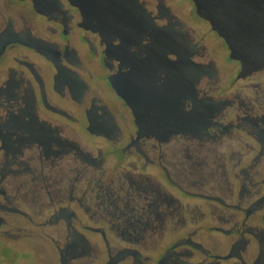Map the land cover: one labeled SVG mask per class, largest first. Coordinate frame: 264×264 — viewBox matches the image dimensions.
Here are the masks:
<instances>
[{
    "label": "flooded vegetation",
    "instance_id": "obj_1",
    "mask_svg": "<svg viewBox=\"0 0 264 264\" xmlns=\"http://www.w3.org/2000/svg\"><path fill=\"white\" fill-rule=\"evenodd\" d=\"M260 22L264 0H0V236L14 231L12 241L24 248H50L58 264H75L90 254L88 264H264V125H259L264 118L243 116L237 95L215 100L196 89L214 71L204 62L203 38L196 42L193 28L207 27L222 41L238 67L232 84L264 65ZM104 86L113 100L104 96ZM224 108L223 119L230 110L237 123L211 126ZM243 124L260 144L255 156L245 167L238 156L233 189L223 198L202 195L205 210L195 218L190 199L196 195L177 187L172 175L194 184L178 163L167 171L163 151L175 154L179 139L187 141L181 143L185 150L196 138L201 147ZM83 133L116 148L109 157L119 151V160H143L179 196L165 189L136 193L140 182L134 178L141 175L102 171L95 180L105 158L99 150L97 157L83 152L77 139ZM65 157L72 166L62 172ZM104 177L112 183L124 178L128 190L114 197V190L90 187ZM63 179L68 187L60 184ZM26 184L29 191L22 195ZM42 194L57 199L41 206L52 209L50 226L75 218L69 235L57 228L56 236L43 231L33 239L28 212L6 206L29 197L35 204ZM88 195L104 209L113 205L102 227L84 225L62 206L67 199L83 210ZM123 198L140 203H125L117 214ZM4 212L27 218L28 225L7 222ZM83 230L98 236L95 246ZM48 237V245L42 244Z\"/></svg>",
    "mask_w": 264,
    "mask_h": 264
},
{
    "label": "rangeland",
    "instance_id": "obj_2",
    "mask_svg": "<svg viewBox=\"0 0 264 264\" xmlns=\"http://www.w3.org/2000/svg\"><path fill=\"white\" fill-rule=\"evenodd\" d=\"M193 28L196 32L195 38L196 42H199V38H203L201 41V45L205 47V55L207 56L205 59V63H212V70L214 71V75L211 78L205 77L200 84L196 85V89L198 90H207V94L213 97L215 100L221 98L226 100H234L235 96H239L240 101L242 102V115L245 113H250L251 116L264 118V65L258 71H253L249 75H246L245 78L241 80H237L236 83H232L235 75L238 72L237 65L228 59V52L225 50L222 41L218 40L207 27H200L198 24L194 23ZM200 45V46H201ZM104 96L109 100H113V94L103 87ZM249 102H252L250 104ZM228 109V108H227ZM225 108L220 112L216 113L214 117L210 119L212 123L211 126L215 124L221 123V125L236 124L232 111H228L227 119H223L225 115ZM260 127H263L264 120L260 121ZM213 128V127H212ZM212 130H208L211 135ZM264 130H261V132ZM254 131L249 130L246 126H242V129L232 128L229 130V134L221 136L220 139H216L215 141L209 140L203 146H196L197 143H200L197 138L194 139L193 145H186L189 149H183V145L181 143L187 141H182L179 139L177 145H173L175 149L179 148L178 151L172 155V151L164 150L163 151V165L167 168V171L170 173L173 166L172 164L178 163V170L183 171L186 176H189L191 184H183L178 181L174 175H172V180L174 181L177 187L182 188L186 192L190 194L196 195L194 199H190L194 206V217L199 218V215L205 210V201L200 197L202 195H206L208 197H222L227 195L229 191L233 189L234 180H233V165L237 162L238 156L244 159V163L242 167L247 166L251 159L255 156L257 152V148L259 147L258 141L254 138ZM80 145L83 148V152H89L93 155V157H97L98 150L102 152V156L105 158V161L101 164V166L96 170L94 174L95 180L99 177L100 172L104 171L105 174L113 175V173H124L131 176H143L141 179L134 178L138 182L139 189L135 190L136 193L141 194L142 196L149 195L155 193V191H163L170 190L175 195H178V190L175 188L176 186H169L162 179L163 184L159 183L160 177L156 175V172L153 168L143 167L146 163L141 160H136L134 158H125L118 159L119 151L116 153L117 155L114 157H109L110 152H114L117 150L112 145L106 143L105 140L101 138H91L87 134H81L77 138ZM165 148V147H164ZM254 148V150L249 152ZM262 170H264V161H262ZM69 165L72 166L69 159L65 157L60 163V170L62 172H66L69 168ZM86 164L84 163L83 166ZM85 169V168H84ZM93 170L95 168L89 167L88 170ZM159 175V174H158ZM88 177V176H87ZM87 177L84 178V182L81 185V189L84 190ZM110 177V176H109ZM25 180V178L19 179V181ZM99 180V179H97ZM93 181L90 185L96 190L100 191H109L116 192L115 196L121 192L120 196L124 195V192L128 190V182L123 178L120 182L114 179V183L108 180V177L102 178V182ZM62 187H68L69 182L66 179L60 183ZM56 188V187H55ZM50 190H54V186L51 184ZM29 191V187L26 184L22 191V195H25L26 192ZM123 191V192H122ZM51 196H53V192H50ZM44 198L42 200H38L35 204L32 202V197L25 198L24 200L15 201L12 204H6L9 208H18L28 212V217L32 219V226H29V229L34 230L35 236L33 239L38 237L40 232H47L49 236H56L55 231L58 227L50 226L48 223L52 219V209L49 211H45L41 209V206L45 205L48 207L55 202L57 199L52 198V200L46 194L43 195ZM89 199H85L83 201V210L76 209L75 205H70L68 200L66 199L64 205L67 206L68 212H74L79 220L84 225H89L92 227L104 226V224L110 220L109 215H105L104 213L109 212L113 213V205L107 206V209H104L100 205L99 200L92 199L88 195ZM132 206L133 202L128 203L124 198L121 200L119 204H116L119 211H124L125 205ZM136 203H140L138 199H135L134 205ZM96 204L100 208H96ZM85 208H88L87 211ZM47 209V208H46ZM70 210V211H69ZM66 213V214H67ZM101 214V215H100ZM2 216L6 219L7 222L15 224L17 221L23 223L24 225H28L27 218H23L21 216L16 215L12 212H4ZM101 216L103 218H101ZM48 224L42 228L38 227L37 224ZM75 224V218L67 216V218H63L60 222L61 227L58 228L60 230L66 231V234L69 235V228ZM64 228V229H63ZM86 237V240L89 242L90 246H95L97 244L98 236L91 231L83 230L82 232ZM64 235V232H61ZM16 233L14 231L10 232V236L8 238H2L0 236V264H58L55 253L50 248H45L42 250L35 249H27L24 248V245L18 244L12 241V237H14ZM57 238V237H56ZM48 238H45L42 244L48 245ZM17 247H14L17 245ZM93 255L84 256L76 261L75 264H88L91 262ZM96 264H99L96 263Z\"/></svg>",
    "mask_w": 264,
    "mask_h": 264
},
{
    "label": "trees",
    "instance_id": "obj_3",
    "mask_svg": "<svg viewBox=\"0 0 264 264\" xmlns=\"http://www.w3.org/2000/svg\"><path fill=\"white\" fill-rule=\"evenodd\" d=\"M260 26H263L264 25V23L263 22H260V24H259ZM261 42H263V41H261Z\"/></svg>",
    "mask_w": 264,
    "mask_h": 264
},
{
    "label": "water",
    "instance_id": "obj_4",
    "mask_svg": "<svg viewBox=\"0 0 264 264\" xmlns=\"http://www.w3.org/2000/svg\"><path fill=\"white\" fill-rule=\"evenodd\" d=\"M111 85H112V88L115 89V87H114V85L112 83H111Z\"/></svg>",
    "mask_w": 264,
    "mask_h": 264
}]
</instances>
